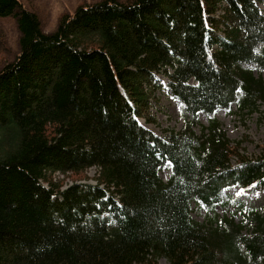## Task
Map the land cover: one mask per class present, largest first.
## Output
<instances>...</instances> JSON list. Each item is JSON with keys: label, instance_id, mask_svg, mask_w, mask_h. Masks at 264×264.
<instances>
[{"label": "trees", "instance_id": "16d2710c", "mask_svg": "<svg viewBox=\"0 0 264 264\" xmlns=\"http://www.w3.org/2000/svg\"><path fill=\"white\" fill-rule=\"evenodd\" d=\"M0 17L19 32L0 69V264H264V212L227 194H264V157L239 158L216 118L264 103V0H99L51 33L19 0ZM157 90L178 133L141 123ZM91 168L94 185L52 178Z\"/></svg>", "mask_w": 264, "mask_h": 264}, {"label": "rangeland", "instance_id": "374dc122", "mask_svg": "<svg viewBox=\"0 0 264 264\" xmlns=\"http://www.w3.org/2000/svg\"><path fill=\"white\" fill-rule=\"evenodd\" d=\"M28 10L37 14L41 27L44 32L51 33L55 31L60 18L63 15L73 14L78 6L93 4L99 0H19ZM128 1V0H120ZM262 8L263 3H259ZM19 32L12 17H0V69L8 62H11L18 51ZM162 82L166 83L164 76H158ZM153 97L155 102L151 108L150 114L155 119L153 123H144L142 125L157 136H164L166 133H178L183 126V120L179 115L178 103L170 98L166 91L157 90ZM226 138L232 144H238L237 154L240 157L255 159L264 157V103H259L256 112L250 115H239L234 110V114L227 115L223 110L216 114ZM200 124L206 126V120L200 116ZM194 133L200 134L199 126L194 127ZM234 161L236 157L232 158ZM97 171L95 168L88 169L83 175L78 177L71 173L66 175L56 173L52 175L53 181L60 183V189L63 190L72 185L74 181L78 183L96 184ZM159 177L163 182H167L169 171L164 169L159 172ZM79 179V181H78ZM227 194L234 200L241 202L246 207H253L264 212V194L253 190L241 191L238 188H232ZM215 214L222 218L230 217L234 214V220L240 223L243 216L236 213L232 207L215 208ZM191 217L194 222L208 226L210 214L204 209L192 207ZM158 264H168L166 260L160 259Z\"/></svg>", "mask_w": 264, "mask_h": 264}]
</instances>
